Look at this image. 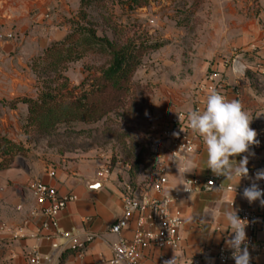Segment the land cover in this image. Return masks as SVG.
I'll list each match as a JSON object with an SVG mask.
<instances>
[{
    "label": "crops",
    "instance_id": "crops-1",
    "mask_svg": "<svg viewBox=\"0 0 264 264\" xmlns=\"http://www.w3.org/2000/svg\"><path fill=\"white\" fill-rule=\"evenodd\" d=\"M255 2L260 4V11ZM74 3L80 9V0ZM65 4L66 0H0L4 31L15 35V40L0 43V138L25 144L21 121L28 110L25 104H19L16 109L12 105L26 98L33 89L29 64L45 50V38L67 36L66 27L63 31L57 27L61 15L69 11ZM222 7L217 38H202L201 46L188 58L179 55L176 64L171 59L161 63L155 80V97L161 103L159 106L153 104L154 124L164 127L179 111L189 112L198 105L205 107L206 98L198 94L197 87L207 74L219 72L228 85L226 99L238 101L253 118L250 127L257 135L264 133V117L254 111L255 103L250 100L246 79L237 76L225 60L237 49L250 53L257 48L264 54V30L260 24L264 22L260 15L264 0H226ZM194 146V153L179 158L176 168L169 172L164 194L181 191L189 180H199L203 184L215 176L206 168V152L197 134ZM251 153L234 157L239 161L242 156H249V175L237 186L250 180L256 172L261 154ZM105 171L104 165L97 160L67 161L61 157H44L31 149L25 157H16L10 169L0 170V264H31L29 255L33 252L41 259L40 264H102V259L112 260L113 248L120 238L132 239L138 215L121 237L111 233L123 212L124 189L112 174L100 178L99 174ZM152 180L147 189L137 194L161 199L162 195L152 189ZM33 181L54 187L62 197H78L61 214L60 227L82 239L90 234L97 236L82 256L52 249V242L46 238L48 233L43 231L45 219L41 215L32 216L37 204L28 186ZM224 181L222 177L221 185ZM227 186L230 185L213 191H205L202 186L189 199L175 205L174 209L180 211L184 219L180 250H148L140 264H154L163 257L175 256L181 263L202 259L203 264H215L214 255L228 232L224 230L222 210L230 207L229 202L235 199L226 191ZM237 205L239 208H264L259 201L249 204L244 198L238 199Z\"/></svg>",
    "mask_w": 264,
    "mask_h": 264
},
{
    "label": "rangeland",
    "instance_id": "rangeland-1",
    "mask_svg": "<svg viewBox=\"0 0 264 264\" xmlns=\"http://www.w3.org/2000/svg\"><path fill=\"white\" fill-rule=\"evenodd\" d=\"M225 2L152 0L147 7L135 11L117 3L109 5V11L89 10L90 19L97 25L100 37L105 35L114 39L115 33L104 21V18L112 15L110 22L125 28L131 36L137 34L140 38L150 39L154 44H165L144 58L134 78V83L145 89L126 112L111 114L97 124L72 122L51 127H44L45 123L31 126L28 121L29 107L26 105L28 111L21 121L25 144L17 145L27 151L34 150L44 157H61L67 161H100L110 174L117 177L124 190L129 186L137 193L147 189L153 179V159L148 148V136L155 119L151 95L155 96V80L160 65L167 59L176 64L181 54L188 58L201 46L202 38H217V24L222 17L219 10ZM65 5L69 11L61 15L57 27L60 31L66 27L68 35L79 20L80 9H77L74 0H66ZM254 5L261 10L259 3L255 2ZM260 24L264 30V22L260 21ZM63 39L45 38L43 46L46 50ZM261 52L257 48L250 53L237 49L233 56L225 60L228 61V67L233 68L235 62L245 67L242 77L246 79L250 100L255 103L254 111L264 117V54ZM32 62L29 64L30 69ZM98 66L100 63L92 58L71 64L64 73L68 79L65 94L71 92L75 96L79 95L81 84L92 79ZM33 80V89L24 99L37 101L43 89L35 74ZM57 86L60 85H53Z\"/></svg>",
    "mask_w": 264,
    "mask_h": 264
},
{
    "label": "built area",
    "instance_id": "built-area-1",
    "mask_svg": "<svg viewBox=\"0 0 264 264\" xmlns=\"http://www.w3.org/2000/svg\"><path fill=\"white\" fill-rule=\"evenodd\" d=\"M264 18V10L260 13ZM3 19L0 17V43L15 40L13 32L6 33ZM237 76H243L245 67L235 62L233 67ZM228 85L223 74L212 72L205 76L199 83L197 92L202 97H207L211 91H216L226 98ZM203 111L204 106L198 105L194 110ZM187 112L175 113L164 127L153 124L148 136V148L153 159L154 177L152 189L156 194H161V199H153L149 195H138L130 186L124 190L122 202L123 212L121 217L114 223L111 233L121 237L122 233L129 227L133 218L138 215L137 229L130 241L120 238L114 246V257L110 261L101 260L102 264H140L144 253L151 249L179 251L182 243V229L184 219L180 211L174 206L189 199L201 188L205 191H213L220 188L222 177H211L203 184L199 180H189L184 184L181 191L173 194H164L168 185L169 172L176 168L179 158L188 156L195 151L194 136L191 133L187 121L179 119V114L186 115ZM258 143L250 147L251 152H258L261 158L257 164L256 172L264 169V133L256 137ZM159 161V165L156 167ZM255 172V173H256ZM109 171L100 173L99 177L109 176ZM53 176V175H52ZM254 176L242 185L227 186L226 191L232 194L235 199L229 202L241 220L247 221L246 233L248 247L251 256L250 264H264V208L253 209L251 207L239 208L237 200L242 199L245 187L250 186ZM261 188H264V181H256ZM28 190L37 204V209L32 216L41 215L45 219L43 231L48 233L46 237L52 242V249L56 252L71 251L82 256L88 246L97 239L95 234H90L82 239L72 232L63 231L60 227V216L68 208L69 204L78 200L75 195L62 197L54 187L41 181H33L29 184ZM221 231V228H217ZM229 231L214 255L215 264H235L231 258V252L225 246V240L230 237ZM174 257L161 258L154 264H166V261ZM31 264H40L41 259L36 252L29 255ZM177 264H203L202 259H195L181 263L177 258Z\"/></svg>",
    "mask_w": 264,
    "mask_h": 264
},
{
    "label": "trees",
    "instance_id": "trees-1",
    "mask_svg": "<svg viewBox=\"0 0 264 264\" xmlns=\"http://www.w3.org/2000/svg\"><path fill=\"white\" fill-rule=\"evenodd\" d=\"M152 0H80L79 20L62 41L52 44L32 62L31 71L42 92L37 101L20 99L17 104L29 107V125L54 126L60 123L80 122L97 124L111 114L126 112L145 89L134 83L143 60L165 44H154L148 38L131 36L125 28L113 25L112 15L105 24L115 33L114 39L100 37L89 15V10L109 11L115 3L131 11L147 7ZM92 58L100 63L90 80L80 86V94H65L68 67ZM54 84L60 86L53 87ZM62 85V86H61ZM27 150L7 138H0V170L10 169L16 157H25Z\"/></svg>",
    "mask_w": 264,
    "mask_h": 264
},
{
    "label": "clouds",
    "instance_id": "clouds-1",
    "mask_svg": "<svg viewBox=\"0 0 264 264\" xmlns=\"http://www.w3.org/2000/svg\"><path fill=\"white\" fill-rule=\"evenodd\" d=\"M151 96V102L159 106L161 102L154 95ZM179 119H186L191 133L197 134L202 140L206 152V168L213 175L225 178L221 186L235 184L236 189L241 179L249 175V156L244 155L239 161L234 157L243 153L252 155L250 147L258 143L257 133L250 127L253 118L238 101H229L220 93L211 91L206 97L203 111L191 110L186 115L179 114ZM158 165L159 161L156 167ZM256 181H264V169L255 173L254 181L244 188L242 197L249 204L259 201L264 206V188ZM222 220L226 224L224 230L231 234L225 240L231 258L235 264H250L247 221L241 220L232 207L222 210ZM166 264H177V257L166 261Z\"/></svg>",
    "mask_w": 264,
    "mask_h": 264
}]
</instances>
